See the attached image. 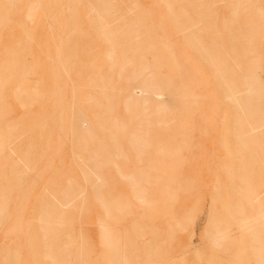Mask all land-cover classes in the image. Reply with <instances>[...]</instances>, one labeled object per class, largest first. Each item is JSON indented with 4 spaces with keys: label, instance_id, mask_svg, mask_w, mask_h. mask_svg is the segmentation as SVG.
<instances>
[{
    "label": "rangeland",
    "instance_id": "obj_1",
    "mask_svg": "<svg viewBox=\"0 0 264 264\" xmlns=\"http://www.w3.org/2000/svg\"><path fill=\"white\" fill-rule=\"evenodd\" d=\"M0 264H264V0H0Z\"/></svg>",
    "mask_w": 264,
    "mask_h": 264
},
{
    "label": "bare ground",
    "instance_id": "obj_2",
    "mask_svg": "<svg viewBox=\"0 0 264 264\" xmlns=\"http://www.w3.org/2000/svg\"><path fill=\"white\" fill-rule=\"evenodd\" d=\"M82 122V117L80 114L77 115L76 123L79 124Z\"/></svg>",
    "mask_w": 264,
    "mask_h": 264
}]
</instances>
